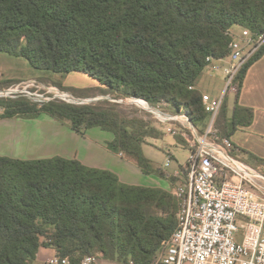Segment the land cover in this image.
Returning a JSON list of instances; mask_svg holds the SVG:
<instances>
[{"label":"trees","instance_id":"obj_1","mask_svg":"<svg viewBox=\"0 0 264 264\" xmlns=\"http://www.w3.org/2000/svg\"><path fill=\"white\" fill-rule=\"evenodd\" d=\"M236 26L253 39L264 35V0H0L1 53L38 71L84 74L99 83L94 89L56 84L77 98L109 97L85 105L3 98L0 121L47 115L80 135L94 128L110 132L109 151L145 175L167 178L173 190L187 184L185 166L181 176L169 177L157 168L143 148L164 133L120 101L141 99L184 112L204 134L208 115L197 85L208 58L230 56ZM263 56L264 46L239 74L231 118L224 100L216 122L221 137L252 124L253 111L239 105L238 95ZM19 82H0V89ZM176 140L187 148L180 135ZM172 190L127 185L75 159L0 156V264H33L41 249L71 264L96 255L111 263L150 264L178 227Z\"/></svg>","mask_w":264,"mask_h":264},{"label":"built area","instance_id":"obj_2","mask_svg":"<svg viewBox=\"0 0 264 264\" xmlns=\"http://www.w3.org/2000/svg\"><path fill=\"white\" fill-rule=\"evenodd\" d=\"M263 46L264 35L257 39H234L228 58L207 59L206 69L222 72L224 91L218 97L203 94L208 115L204 134L199 133L184 112L171 113L164 105L153 107L141 99L120 101L146 104L147 109L143 110L161 124H167V132L184 138L190 152L185 165L187 184L174 191L179 202L178 227L150 264H264V167H255L235 156L237 150L231 138L221 137L216 128L224 100L239 92V74ZM19 97L38 104L60 101L72 105L101 99L77 98L37 79L0 89V99ZM171 161L172 156L165 167ZM181 175V169L174 174ZM100 259L97 255L85 256L79 264H100ZM48 264L71 262L69 258L54 256Z\"/></svg>","mask_w":264,"mask_h":264},{"label":"crops","instance_id":"obj_3","mask_svg":"<svg viewBox=\"0 0 264 264\" xmlns=\"http://www.w3.org/2000/svg\"><path fill=\"white\" fill-rule=\"evenodd\" d=\"M234 29L235 28L231 30V35L234 39L246 40L251 38L249 35L248 37L243 35L244 38L239 37L233 33ZM3 54L0 55L1 83L36 78L55 79L50 74L39 72L34 69L30 63L23 58H16ZM204 77L210 79L209 86L211 89H207L209 86L203 85ZM211 82L213 83L211 84ZM2 88H4V86ZM197 90L202 94H208L212 97L220 96L224 91V76L222 72L212 73L211 70L206 69L205 74L201 77L197 85ZM238 97L239 105L252 109L254 118L250 126H239L229 137L237 150L235 156L253 165L261 163V167H264V56L249 68ZM235 99L236 96L234 95H229L226 98L228 118L232 116L235 107ZM39 119L1 120L0 129H4L5 133L0 134V156L19 160L48 159L56 156L71 160L75 159L87 167L109 170L115 173L124 184L150 187L147 186V183H149L147 180L148 175H145L136 164L127 160L122 154H116L108 150L106 143L113 140L114 136L112 133L94 128L86 131L84 135H80L72 131L68 126L54 119L46 118L42 123L44 124L42 127L44 128L43 131L39 130V133L35 135L32 128L34 124L29 127V125L24 122H34L36 124ZM20 130H26L27 133L21 135L19 133ZM29 131H33L34 134H29ZM24 146L31 149L28 150ZM32 147L34 148L33 150ZM24 153H26V158H21V155ZM172 160H175L173 156ZM178 165L179 167L172 174L162 171L167 177L174 176V174L181 169V166H183L180 164ZM165 179L168 180L167 178ZM171 187L169 182V188L166 189V191H171ZM177 187L178 185L173 187V193ZM100 264L116 263L100 259Z\"/></svg>","mask_w":264,"mask_h":264},{"label":"rangeland","instance_id":"obj_4","mask_svg":"<svg viewBox=\"0 0 264 264\" xmlns=\"http://www.w3.org/2000/svg\"><path fill=\"white\" fill-rule=\"evenodd\" d=\"M234 28L235 29L233 30V33L238 35L241 38H244L243 35L246 37H248V35L250 36L248 30H246L242 27H238V26H236ZM1 54H3V53L0 52V55ZM43 73L50 74V75H52L53 78H55L53 80L36 78V79H38V81L42 82L45 85L57 86L56 84L60 83V84L64 85L66 88H74V89H94V88L99 87V83L97 81L93 80L91 77L84 75V74L72 73V74H69L66 76H61V75L48 73V72H43ZM204 74H205V71H204L203 75ZM212 83L213 82H211V84ZM203 85L209 86L210 85V79L204 77L203 78ZM2 89H4V88H2ZM207 89H211V87L209 86V87H207ZM210 94H212V93H210ZM96 98L106 99L107 97L100 96V97H96ZM93 99H95V98H93ZM126 99H129V98L121 99V101L126 100ZM134 102H135L134 104H129L126 102H121V104H123L128 110L133 112L135 116H137L139 118H145L149 121H152L154 123V126L157 127L160 131H162L164 133V136L161 139H152V138L147 139V142L144 146V151H145L146 156L154 162V164L156 165L157 168L163 170L165 173L172 174L179 167L178 164L185 166L188 162V159H189V154H190L189 150L177 142V140H176L177 136H174L173 134L167 132V128L169 127L167 124H161L160 122H158V120L152 114L143 110L144 106L141 103H139L138 101H134ZM45 117L48 119H53L47 115H42L39 117L40 119L37 118L39 120L36 122V124L34 122H27V121H25L24 123L28 124L29 127H30V125L34 124V126L32 128H33V131L35 132V135H36L39 133V130L43 131L44 128H42V127L44 124H42V123H43L44 119H46ZM33 131H29V134H34ZM4 133H5L4 129H0V134H4ZM19 133L21 135H25L27 133V131L26 130L25 131L20 130ZM24 147L27 148L28 150L31 149V148L26 147V146H24ZM33 149L34 148L32 147V150ZM170 156H173L175 158V160L171 161V166L169 168H165V165L168 162V158ZM21 158H26V153L21 155ZM147 180L149 182V183H147V186L158 187V188H161L164 190L169 188L168 180H166L165 178H161L157 175L148 176ZM162 248H163V244H162L160 250L158 251V253L161 252ZM54 256H55V252L53 250L42 249L39 252L37 259L35 260V262L33 264H48V260ZM116 264H119V263H116Z\"/></svg>","mask_w":264,"mask_h":264},{"label":"bare ground","instance_id":"obj_5","mask_svg":"<svg viewBox=\"0 0 264 264\" xmlns=\"http://www.w3.org/2000/svg\"><path fill=\"white\" fill-rule=\"evenodd\" d=\"M72 85V84H71ZM139 103H141L143 106H144V108L145 109H147V106H146V104H144L143 102H141V101H138Z\"/></svg>","mask_w":264,"mask_h":264},{"label":"water","instance_id":"obj_6","mask_svg":"<svg viewBox=\"0 0 264 264\" xmlns=\"http://www.w3.org/2000/svg\"><path fill=\"white\" fill-rule=\"evenodd\" d=\"M108 99V98H107ZM99 100H103V98H101V99H99ZM137 100H139V99H137Z\"/></svg>","mask_w":264,"mask_h":264}]
</instances>
